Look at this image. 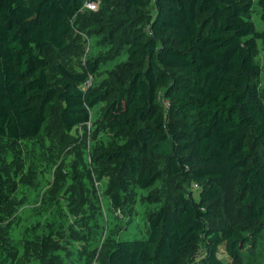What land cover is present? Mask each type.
I'll list each match as a JSON object with an SVG mask.
<instances>
[{
	"label": "trees",
	"instance_id": "trees-1",
	"mask_svg": "<svg viewBox=\"0 0 264 264\" xmlns=\"http://www.w3.org/2000/svg\"><path fill=\"white\" fill-rule=\"evenodd\" d=\"M86 1L0 0V138L37 137L56 109L72 129L106 103L102 121L114 140L93 161L110 170L113 203L122 207L128 178L147 189L167 173L181 187L150 213L148 237L116 241L106 264H193L200 251V264H224L222 249L238 262L254 241L240 225L211 221L231 185L236 214L264 228V95L254 54L264 31L250 19L252 1L88 0L97 10ZM112 6L121 16L107 17L112 29L124 22L129 31L126 78L84 89L101 59L76 71L48 50H65L78 19L97 23ZM7 199L0 169V228Z\"/></svg>",
	"mask_w": 264,
	"mask_h": 264
},
{
	"label": "rangeland",
	"instance_id": "rangeland-1",
	"mask_svg": "<svg viewBox=\"0 0 264 264\" xmlns=\"http://www.w3.org/2000/svg\"><path fill=\"white\" fill-rule=\"evenodd\" d=\"M251 1L250 19L256 30L264 31L261 6L258 0ZM114 10L112 6L103 17L98 15L97 23L86 20L88 16L78 19L67 48L48 50L54 64L62 61L76 71L90 57L101 59L97 73L81 85L84 89L108 88L126 78L122 64L129 60V31L124 22L112 29L114 22L107 17L121 18ZM142 26L137 24L135 30ZM254 54L264 95V39L258 40ZM49 72L59 78L55 66ZM105 105L93 107L90 121L72 129L62 126L56 109L37 137L0 138V169L7 178L8 195L2 208L0 264H106L116 241L147 238L150 213L175 200L180 178L165 173L147 189L133 178L125 179L122 207L113 203L110 170L93 161L94 153L114 140L102 121ZM234 197V187L224 186L221 199L212 206L217 217L211 222L240 225L254 242L244 246L238 262L224 249L220 257L224 264H264V228L236 214ZM201 253L193 264H200Z\"/></svg>",
	"mask_w": 264,
	"mask_h": 264
},
{
	"label": "built area",
	"instance_id": "built-area-1",
	"mask_svg": "<svg viewBox=\"0 0 264 264\" xmlns=\"http://www.w3.org/2000/svg\"><path fill=\"white\" fill-rule=\"evenodd\" d=\"M98 6H99V3L98 2H95V1H86L85 3V7L86 8H89L91 10H97L98 9ZM195 186H198L197 184H195Z\"/></svg>",
	"mask_w": 264,
	"mask_h": 264
}]
</instances>
